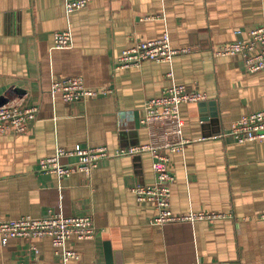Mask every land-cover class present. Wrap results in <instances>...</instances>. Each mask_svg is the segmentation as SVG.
<instances>
[{
	"label": "crops",
	"instance_id": "obj_1",
	"mask_svg": "<svg viewBox=\"0 0 264 264\" xmlns=\"http://www.w3.org/2000/svg\"><path fill=\"white\" fill-rule=\"evenodd\" d=\"M261 25L264 0H88L71 14L65 0H0V104L38 110L25 132L0 133V221L53 209L92 215L97 228L92 239L67 242L79 257L66 262L50 237L0 236V264H264V139L228 134L264 109V70L247 72L240 56L216 54ZM65 29L73 44L55 49L54 33ZM165 34L188 51L171 63L117 68L124 50ZM73 76L109 92L73 102L51 95L54 80ZM173 82L207 99L180 106V128L173 119L144 125L147 100ZM177 138L189 140L182 151L162 150L174 176L171 212L213 219L153 222L155 203L134 192L157 181L148 152L103 159L88 175L39 170L58 147L113 152Z\"/></svg>",
	"mask_w": 264,
	"mask_h": 264
},
{
	"label": "built area",
	"instance_id": "obj_2",
	"mask_svg": "<svg viewBox=\"0 0 264 264\" xmlns=\"http://www.w3.org/2000/svg\"><path fill=\"white\" fill-rule=\"evenodd\" d=\"M88 0H65L67 14L84 8ZM73 44V34L70 29L60 30L54 33L53 47L55 49H67ZM188 49H174L168 34L153 41H139L132 47L123 51L118 59L117 68L125 69L139 67L144 61L155 60L171 63L178 54L187 52ZM217 55L240 56L243 68L247 72L264 70V25L258 26L249 32L245 40L233 41L221 46ZM172 73L168 77L172 78ZM108 89H93L85 85L81 77H68L54 80L50 93L64 102H73L83 98L94 97L108 93ZM207 99L204 92L189 89L182 83H171L157 97L148 99L145 105L146 115L142 120L144 125L160 119H173L176 126L181 127L180 106L185 103L199 102ZM37 107H22L20 105L5 102L0 104V133H23L30 120L35 118ZM229 135L243 143L252 140L264 139V109L247 114L239 118L232 125ZM188 139L177 138L156 141L134 147L118 148L110 151L105 146L82 147L66 149L58 147L52 156L43 157L39 161V170L45 173L66 178L74 173L90 174L103 159L110 157H123L148 152L154 158V170L157 173V181L154 185L134 187L138 201L154 202L157 216L154 223H164L176 220L213 219L216 215L205 213H193L184 217L173 215L170 209L171 183L174 176L168 167L169 158L162 150L169 152L182 151ZM62 157H75L69 163H62ZM264 218V213L262 216ZM97 228L92 215H65L60 211L49 209L41 217H21L0 221V236L3 243L10 238H44L50 237L55 249V255L64 262L78 258V253L68 248L67 242L72 239H92Z\"/></svg>",
	"mask_w": 264,
	"mask_h": 264
}]
</instances>
